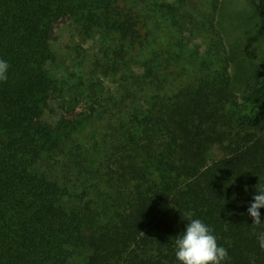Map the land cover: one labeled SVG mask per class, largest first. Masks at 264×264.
Listing matches in <instances>:
<instances>
[{
    "label": "trees",
    "instance_id": "16d2710c",
    "mask_svg": "<svg viewBox=\"0 0 264 264\" xmlns=\"http://www.w3.org/2000/svg\"><path fill=\"white\" fill-rule=\"evenodd\" d=\"M219 1L0 0V264H179L187 211L224 264H264L247 213L264 188V68L229 89ZM66 23L80 72L49 124Z\"/></svg>",
    "mask_w": 264,
    "mask_h": 264
},
{
    "label": "rangeland",
    "instance_id": "374dc122",
    "mask_svg": "<svg viewBox=\"0 0 264 264\" xmlns=\"http://www.w3.org/2000/svg\"><path fill=\"white\" fill-rule=\"evenodd\" d=\"M215 26L228 52L229 89L236 93L264 68V30L251 0H220ZM76 40L74 26L66 23L58 29L57 37L51 43L57 56L53 71L63 91L61 98L48 100L42 114L46 123L53 124L58 119L61 115L59 105L67 98L65 91H72L78 83L76 76L80 71L70 55ZM100 123H104L103 120Z\"/></svg>",
    "mask_w": 264,
    "mask_h": 264
},
{
    "label": "clouds",
    "instance_id": "9594fccd",
    "mask_svg": "<svg viewBox=\"0 0 264 264\" xmlns=\"http://www.w3.org/2000/svg\"><path fill=\"white\" fill-rule=\"evenodd\" d=\"M9 64L0 60V82L8 79ZM264 208V188L253 197L247 213L251 217L252 225L264 226L259 209ZM188 221L183 234L175 238V257L179 264H224L229 259L227 249L219 246L213 230L202 220L193 218L194 213H184ZM259 246L264 250V230L257 235Z\"/></svg>",
    "mask_w": 264,
    "mask_h": 264
}]
</instances>
